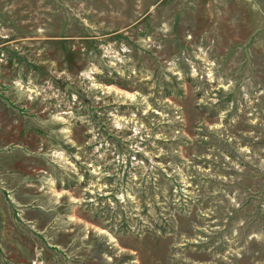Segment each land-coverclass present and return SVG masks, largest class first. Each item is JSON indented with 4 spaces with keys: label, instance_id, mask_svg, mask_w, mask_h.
<instances>
[{
    "label": "rangeland",
    "instance_id": "1",
    "mask_svg": "<svg viewBox=\"0 0 264 264\" xmlns=\"http://www.w3.org/2000/svg\"><path fill=\"white\" fill-rule=\"evenodd\" d=\"M0 264H264V0H0Z\"/></svg>",
    "mask_w": 264,
    "mask_h": 264
},
{
    "label": "water",
    "instance_id": "2",
    "mask_svg": "<svg viewBox=\"0 0 264 264\" xmlns=\"http://www.w3.org/2000/svg\"><path fill=\"white\" fill-rule=\"evenodd\" d=\"M68 89H71L72 91H74L75 93H77L80 96H83L82 92H80V90L74 88L71 84H67L64 87V90L67 91ZM84 97V96H83Z\"/></svg>",
    "mask_w": 264,
    "mask_h": 264
}]
</instances>
